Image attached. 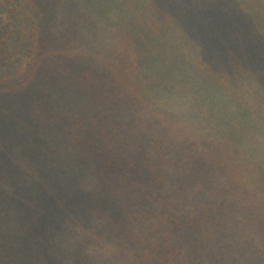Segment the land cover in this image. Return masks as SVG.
Returning <instances> with one entry per match:
<instances>
[{"label":"trees","instance_id":"trees-1","mask_svg":"<svg viewBox=\"0 0 264 264\" xmlns=\"http://www.w3.org/2000/svg\"><path fill=\"white\" fill-rule=\"evenodd\" d=\"M157 1L75 0L109 41L80 54L0 0V264H264V145L154 103L191 70L264 133L263 1Z\"/></svg>","mask_w":264,"mask_h":264},{"label":"rangeland","instance_id":"rangeland-1","mask_svg":"<svg viewBox=\"0 0 264 264\" xmlns=\"http://www.w3.org/2000/svg\"><path fill=\"white\" fill-rule=\"evenodd\" d=\"M133 1L142 2V0ZM214 1L215 0H204V2L208 4ZM226 1L227 0H219L220 4L225 3ZM248 1L252 6L254 5V0ZM262 1L264 4V0ZM41 2L43 8L48 11L46 14L42 8L49 33L53 35V33L56 34L58 32L62 37L69 38L71 40L70 42L76 46V51L78 53L87 54L88 52H95L98 50L96 48L102 47L104 49L103 46L109 44V41L103 40L104 37L101 36L104 30L103 27H105L104 22H100V25H93L94 27L86 22L80 24L75 23L82 15V12L85 11L75 4V0H41ZM191 2L202 4L203 0H191ZM146 3H150L152 8H155L158 5L157 0H149V2ZM208 8L211 9L212 7L207 5V9ZM137 11L141 10L137 9ZM142 13L145 14V11H142L140 14ZM181 39L182 38L179 35L178 37L171 39V43L175 46H182ZM172 63L178 65L175 61ZM176 78L180 79L179 77ZM182 78L184 81L179 82L175 80L174 89L171 93L166 92L167 94L165 95H158V99L154 100V103L159 107L174 113L172 115H174L180 124L191 126V128L194 127L197 131H199L198 128H200L198 126L197 115H206L210 122L209 125H212L214 130L222 131L225 129L227 131H235L239 128L240 130H244L246 135L251 131L254 134V138L259 141L261 145H264V133L260 132V127H258L255 122H249L247 124L248 126L246 123L240 125L230 124L232 112L227 110V99L223 94L225 92L224 88L228 87V84L223 83L220 88L211 89L212 87L220 86V84L214 85L215 83L201 82L198 80V77L192 78L191 81V70L183 75ZM191 84L194 85L193 89H191ZM247 85L245 86V90L251 92L255 97L253 101L259 104V98L256 97L258 96L257 88L251 86V84ZM198 105L200 106L197 107ZM231 110L233 109L231 108ZM251 111L256 112L254 108H252ZM190 115L191 121L189 122V120L187 121V118H189ZM169 116L174 120L171 115ZM170 122L177 128L180 126L176 120L175 123L172 120H170L169 123ZM228 126L230 127L227 128ZM260 161L261 163H264V154L261 156Z\"/></svg>","mask_w":264,"mask_h":264}]
</instances>
